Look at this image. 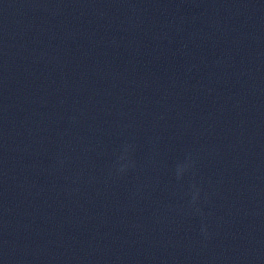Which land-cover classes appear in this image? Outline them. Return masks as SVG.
Instances as JSON below:
<instances>
[{"label": "water", "instance_id": "obj_1", "mask_svg": "<svg viewBox=\"0 0 264 264\" xmlns=\"http://www.w3.org/2000/svg\"><path fill=\"white\" fill-rule=\"evenodd\" d=\"M0 264H264V0H0Z\"/></svg>", "mask_w": 264, "mask_h": 264}]
</instances>
